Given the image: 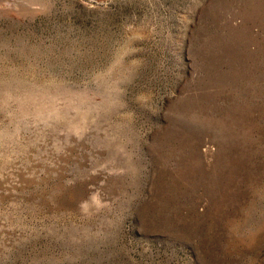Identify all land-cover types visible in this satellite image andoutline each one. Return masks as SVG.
Returning a JSON list of instances; mask_svg holds the SVG:
<instances>
[{"label":"rangeland","instance_id":"374dc122","mask_svg":"<svg viewBox=\"0 0 264 264\" xmlns=\"http://www.w3.org/2000/svg\"><path fill=\"white\" fill-rule=\"evenodd\" d=\"M0 264H264V0H0Z\"/></svg>","mask_w":264,"mask_h":264}]
</instances>
